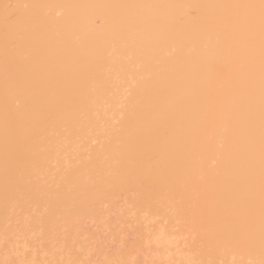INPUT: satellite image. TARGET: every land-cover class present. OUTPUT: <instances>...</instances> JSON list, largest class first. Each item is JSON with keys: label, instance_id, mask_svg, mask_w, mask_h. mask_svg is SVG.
I'll return each mask as SVG.
<instances>
[{"label": "bare ground", "instance_id": "1", "mask_svg": "<svg viewBox=\"0 0 264 264\" xmlns=\"http://www.w3.org/2000/svg\"><path fill=\"white\" fill-rule=\"evenodd\" d=\"M123 198L264 264V0H0V236Z\"/></svg>", "mask_w": 264, "mask_h": 264}, {"label": "rangeland", "instance_id": "2", "mask_svg": "<svg viewBox=\"0 0 264 264\" xmlns=\"http://www.w3.org/2000/svg\"><path fill=\"white\" fill-rule=\"evenodd\" d=\"M13 212L0 236V264H227L203 255L177 222L124 198L115 208L104 203L73 233L64 223L45 232L34 208Z\"/></svg>", "mask_w": 264, "mask_h": 264}]
</instances>
